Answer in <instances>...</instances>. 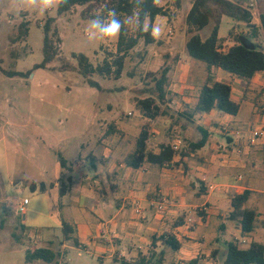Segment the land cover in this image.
<instances>
[{
  "label": "crops",
  "instance_id": "0c3cea01",
  "mask_svg": "<svg viewBox=\"0 0 264 264\" xmlns=\"http://www.w3.org/2000/svg\"><path fill=\"white\" fill-rule=\"evenodd\" d=\"M253 24L259 26L260 18ZM169 32L173 34L172 30ZM188 42L189 39L184 41L181 59H176L173 67L169 89L173 94L168 93L167 104L171 108H183L184 104L192 103L195 106L201 88L208 82L209 71L214 75V81L231 86L232 99L240 105L238 115H226L214 110L193 118L189 116L187 124L183 121L180 127L172 129L173 140L165 142L168 122L165 120V112L154 120L142 115L140 122L125 124L109 122L105 116L94 114L89 122L85 123L86 128H94V132L88 134L85 128L83 132L75 133L72 138H59L57 143L61 148L57 146L54 151L48 146L39 153L31 149L27 154L28 166L25 169L19 162L22 157L19 147L7 142L0 126V187L2 177L9 186L14 187L9 188L7 195L0 196V199L3 205L11 208L7 213L10 221L14 216L13 210L17 205L20 208L23 203H17L20 198L18 189L26 185L21 191L30 187L34 193L32 200H43L48 220L49 213L58 215L59 219L53 220V227L45 224L42 226L49 234L46 243L51 245L55 243L54 240L63 247L67 246L66 243L81 246L92 242L100 252L109 249L111 258L125 261L137 257L140 253L144 254L143 251L150 247L149 234L159 228L164 229L166 219L185 216L179 219L180 225L174 230L182 245L178 232L189 229L188 220L195 214L196 219L193 218L196 229L188 233L195 240L206 238L205 232L209 231L210 226H216V230L224 229L226 233L235 229V232L241 235L242 242L255 241L263 244L255 239V231L259 230V220H264V211L261 210L264 202V143L250 145L249 139L253 129L264 125V78L258 73L249 83L231 74L230 80L223 79L218 75L219 71L215 72V68H207L201 61L188 55ZM181 111L184 112V109ZM242 112L257 125L255 128L248 130L246 123L238 119ZM130 114L128 116H133ZM196 118H200V121L194 129L191 126ZM212 121L217 122L219 127L211 125ZM5 124L8 126L9 122L6 120ZM146 125L152 131L147 150L155 154L160 152L163 145L172 147L178 133L186 136V133L190 134L193 129L197 137L190 146L201 140V131L208 133V140L206 145L197 151L190 150L184 141V146L176 152L171 166L160 168L144 161L135 169L127 165L126 159L136 151L138 138ZM220 138H224L225 142ZM152 139L153 148L150 146ZM62 143L64 145H61ZM210 186H215V189L210 190ZM245 190L252 192L246 206L258 213L255 231L248 237H243L240 224L229 218L232 197ZM160 203H163V208ZM89 208L93 210L94 218L87 215L85 210ZM108 211H113L114 214L106 221ZM137 215H141L139 222ZM65 225L69 228V234H66ZM2 226L0 221V231L5 229ZM261 227L264 231V223ZM120 231L123 238L119 237ZM37 234L38 232L30 234L34 237L33 242H30V247L24 253H16L15 243H5L0 232V260L2 261L3 256L12 259L16 254H21L24 264H46L47 261L44 260L27 261L28 254L44 249L39 247L41 241L35 238ZM72 234L74 238L71 237ZM62 235L65 236L64 240ZM111 236L118 237L121 242L119 246L126 247L119 253V258L115 256L117 247L106 244L110 242ZM214 238L218 240L217 235ZM16 242L25 244L26 241ZM194 246H191L190 251L187 247L185 252L182 245L179 252L183 251L186 257L193 256L195 250L199 252L198 247Z\"/></svg>",
  "mask_w": 264,
  "mask_h": 264
},
{
  "label": "rangeland",
  "instance_id": "374dc122",
  "mask_svg": "<svg viewBox=\"0 0 264 264\" xmlns=\"http://www.w3.org/2000/svg\"><path fill=\"white\" fill-rule=\"evenodd\" d=\"M155 1L164 8L166 16L156 18L152 25L150 35L155 39L153 43H147L144 37H138L141 24L137 13L132 16L117 15L122 22L121 28L124 29L127 39L137 38L138 40L136 46L128 50L120 76L115 73L109 76L93 74L92 79L99 83L101 87L99 89L91 87L80 74L78 61L73 58V55L83 54L87 56L93 67L102 66L107 60L114 62L117 59L119 56V35L110 40H99L89 39L86 32L92 19L96 17L106 19L109 13L99 8L87 11L85 10L86 7H76L72 12L59 16V7L41 12L38 4L27 5L23 0H0V66L5 70H11L14 61L12 53L16 52L20 58L14 70L19 73L32 71L29 77L17 76L10 78L0 70V126L7 142L14 147H19L20 156H22L19 162L23 169L28 166L26 159L31 149L39 153L41 149L48 146L54 151L57 146L60 147L57 143L59 138H72L75 133L83 132L87 126L85 123H88L94 114H98L100 117L105 116L104 118L108 119L109 122L114 121L119 124L140 122L142 115L147 118L139 107V103L141 100L150 97L155 98L152 90L157 80L165 72H168V86L166 89L167 93H170L171 74L176 59H181L183 54L184 41L186 39L190 40L195 34H199L205 40L210 36L214 24L210 23L202 31L191 32L190 27L187 25V16L192 7L191 1H182L180 8L176 6L174 0ZM249 9L253 14L252 23H257V19L264 12V0H257V9L254 10L251 7ZM49 17L57 19V27L62 39L60 56L50 64L49 68L34 70V67L42 63L44 59L43 25ZM23 21L29 22V36L13 43L12 39L16 37L19 26ZM142 27L145 32H148L150 30L149 20H146ZM154 27H160L161 29L158 37L152 34ZM169 30H172L173 34H170ZM232 30L233 34L231 33ZM249 32V28L245 25H237L231 18L224 17L219 31L222 47L227 48L233 45L237 36H243ZM255 43L264 47V34L255 40ZM201 64L208 68L204 62H201ZM215 69V72L219 71L218 75L221 78L231 79L230 73L219 68ZM207 78V80L209 78L214 80V75L208 71ZM172 94L170 93V95ZM189 95L193 96L191 93ZM178 97L175 96L174 98ZM193 107V103L190 105L184 104L183 108H171L168 104L161 106V113L165 112L167 119H164L168 120L165 129V142L173 140L172 129L174 127H180L183 121L187 124L189 117L187 113H191ZM181 109H184V112ZM130 113L133 116H128ZM238 119L246 123L248 130L257 126L243 112ZM6 120L9 122L8 126L5 124ZM199 121L200 118H196L191 127L195 129ZM77 122H80V124H77ZM211 125L219 127V124L215 121H212ZM93 129L86 128L88 134L94 132ZM194 129L190 134L188 132L186 136L185 134L182 136L188 148L190 147L189 144L197 137ZM221 136L223 137V135ZM220 140L225 142L224 138H220ZM153 141L152 139L150 142L152 148ZM262 148H264L263 144ZM213 152L214 150L211 151V153ZM2 179L1 197L7 195V190L12 187L9 186L4 177ZM18 185L19 182H17ZM25 186L23 185V187ZM23 187L18 189L20 198L17 203L24 202L26 212H21L17 205L16 209L13 210L12 223L9 214L7 215L11 208L5 204L3 205L2 199H0V221L3 225L2 228H5L0 231L1 238L5 243H15L14 245L17 246L16 253H24L30 247V242H33L34 237L30 234L38 232L35 238L41 241L39 247L49 249L55 255V259L52 262H46V264H124V262L139 264L142 257H146L147 264H224L227 242L237 241L241 247H247L250 244L249 241L242 242L241 235L237 234L235 229L226 233L224 229L216 230V226H210L209 231L205 232L206 238L202 240L193 239L188 233L196 229V222L194 221L196 214L193 215L194 218L188 220L189 229L178 232L184 247L183 250H187V247H189L188 251H190L192 250L191 246L197 244L194 247H198L199 252L195 250L197 253L195 252L190 257H186L183 251H172L170 247L161 242L154 246L152 238V236L161 237L167 233H171L176 237L174 230L180 225L179 219L185 216L164 220V229L159 228L153 234H149L148 243L150 247L143 251L144 254L140 253L137 257L128 258L125 261L111 258L109 249L100 252L92 242H86L81 246L66 243V247L59 245L57 240H54L55 243L52 245L47 244L49 234L42 229V226L45 224L53 227V220H58V215L51 212L48 220V213L43 200H32L34 193L31 188L28 187L21 191ZM261 210L264 211V202L261 205ZM85 211L90 218H94V212L91 208ZM112 214H114L113 211H108L105 220L107 221ZM137 219L139 222L141 215H137ZM263 223L264 220H259V230L255 231L257 234L255 239L264 244V231L261 230ZM59 230H61V227H59ZM215 235H217L218 240L214 238ZM71 237L74 238L73 234ZM119 237L123 238L121 231ZM236 237L238 238L236 239ZM62 239H65L64 235H62ZM17 240L26 242L25 244L17 243ZM120 243L118 237L112 236L110 242L106 243L109 246L117 247L118 251L115 252L117 258L120 257L119 253L126 248L124 245L119 246ZM183 256L185 258L180 259ZM22 257L21 254H16L12 259L3 256L0 262L1 264H24Z\"/></svg>",
  "mask_w": 264,
  "mask_h": 264
},
{
  "label": "trees",
  "instance_id": "16d2710c",
  "mask_svg": "<svg viewBox=\"0 0 264 264\" xmlns=\"http://www.w3.org/2000/svg\"><path fill=\"white\" fill-rule=\"evenodd\" d=\"M182 1L174 0L177 7H181ZM192 7L187 16V25L190 31H202L210 23L214 24L210 36L203 40L199 34L191 37L187 43L188 55L198 61L204 62L209 68H219L231 75H235L243 82L249 83L256 74L264 72V47L256 44L257 40L264 34V12L260 15V25L256 26L253 22V14L250 11L251 0H189ZM247 4V6H245ZM76 7H86L85 10L102 9L106 13L115 11L117 15L132 16L137 13L138 20L141 24L139 38L144 37L147 43H153L154 37L150 35L152 25L156 18L166 16V11L159 6L155 0H67L58 8V15L64 16L73 11ZM224 17L231 18L237 24H243L249 28L250 32L243 36H237L233 46L224 50L222 40L219 38V30ZM146 20L150 22V30L145 32L142 25ZM29 22L23 21L15 38L12 39L16 43L29 36ZM44 42L42 63L36 65L35 69H47L49 65L57 60L60 56V47L62 39L57 27L56 18H47L43 25ZM233 34V30L231 32ZM241 37L245 41H241ZM137 38L127 39L124 29L121 28L118 42L119 56L114 62L105 61L104 65L93 67L89 58L83 54H74L73 58L78 61L80 74L86 79L91 87L101 88L99 83L92 79L93 74L101 76H109L115 73L117 76L122 74L126 54L137 44ZM14 61L12 69L5 70L0 66V70L8 77L17 76L29 77L32 71L27 73H19L15 71L17 61L20 58L16 52L12 53ZM168 72L164 73L156 82L152 90L155 98H147L141 100L139 107L144 115L154 120L161 113V106L167 104L168 101ZM217 110L223 114L237 116L240 111V105L232 99L231 86L209 78L208 82L201 88L196 105L191 113H187L191 118L199 114H208ZM202 138L197 143L191 144V150L197 151L202 149L208 140V133L201 131ZM152 131L146 125L143 127L137 141L136 151L128 156L126 163L135 169L139 168L144 161L151 163L157 167L171 166L176 152L170 145L161 146L160 152L155 154L147 150ZM62 194V192H61ZM252 192L245 190L243 193L235 194L231 199L230 220L238 222L241 226V234L243 237L251 235L256 228L258 213L249 209L246 205L250 199ZM66 234H69V228L65 225ZM158 242L171 248L172 251L178 252L182 245L177 238L167 233L161 237H153V245ZM54 254L50 250L38 249L33 254L27 255V261L44 260L52 262ZM124 264H129L124 262ZM139 264H147L146 257H142ZM224 264H264V245L258 242H251L247 247H241L237 241L227 243Z\"/></svg>",
  "mask_w": 264,
  "mask_h": 264
},
{
  "label": "clouds",
  "instance_id": "9594fccd",
  "mask_svg": "<svg viewBox=\"0 0 264 264\" xmlns=\"http://www.w3.org/2000/svg\"><path fill=\"white\" fill-rule=\"evenodd\" d=\"M23 2L27 5L38 4L39 10L44 12L48 9L59 7L66 3L67 0H23ZM121 27L122 22L118 19L117 13L113 10L106 19H101L100 17L92 19L88 24L86 32L89 39L110 40L119 35ZM160 32V27H154L152 34L158 37Z\"/></svg>",
  "mask_w": 264,
  "mask_h": 264
},
{
  "label": "built area",
  "instance_id": "2783aa9c",
  "mask_svg": "<svg viewBox=\"0 0 264 264\" xmlns=\"http://www.w3.org/2000/svg\"><path fill=\"white\" fill-rule=\"evenodd\" d=\"M250 7L253 8L254 10L257 9V0H251ZM255 14V13H254ZM171 34V32H170ZM263 78H264V72L260 73ZM250 145H258L259 143H264V125L258 126L255 129L251 131V137L249 139ZM184 146V139L180 133L176 135L175 141L172 145V149L177 152L179 151L182 147ZM210 190H214L215 186H210ZM160 207L163 208V203H160ZM26 208L25 203L23 202L20 205L19 210L21 212H24Z\"/></svg>",
  "mask_w": 264,
  "mask_h": 264
},
{
  "label": "water",
  "instance_id": "95a60500",
  "mask_svg": "<svg viewBox=\"0 0 264 264\" xmlns=\"http://www.w3.org/2000/svg\"><path fill=\"white\" fill-rule=\"evenodd\" d=\"M241 41L244 42L245 41V38L244 37H241Z\"/></svg>",
  "mask_w": 264,
  "mask_h": 264
}]
</instances>
